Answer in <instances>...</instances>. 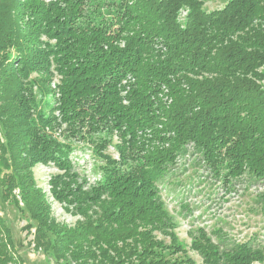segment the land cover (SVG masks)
I'll return each instance as SVG.
<instances>
[{
    "label": "trees",
    "instance_id": "16d2710c",
    "mask_svg": "<svg viewBox=\"0 0 264 264\" xmlns=\"http://www.w3.org/2000/svg\"><path fill=\"white\" fill-rule=\"evenodd\" d=\"M205 1L0 0V196L11 202L19 187L16 206L36 222L30 241L49 260L195 264L156 235L168 231L158 180L189 144L226 177L264 184V0L214 10ZM62 125L121 138L89 191L55 136ZM38 164L62 171L51 176L61 184L54 195L83 220L56 221ZM92 203L97 216L87 214ZM192 248L205 264L264 260L248 242L224 250L205 232ZM0 264H25L1 212Z\"/></svg>",
    "mask_w": 264,
    "mask_h": 264
},
{
    "label": "rangeland",
    "instance_id": "374dc122",
    "mask_svg": "<svg viewBox=\"0 0 264 264\" xmlns=\"http://www.w3.org/2000/svg\"><path fill=\"white\" fill-rule=\"evenodd\" d=\"M226 2L206 0L204 6L214 10L222 8ZM185 13L182 11L181 17ZM56 81L57 78L54 79ZM55 136L71 147L73 167L70 172L87 191L102 176L104 155L115 158L119 156L121 138L116 131H83L81 134L69 132L62 125ZM225 171L214 168L205 160L203 152L189 144L158 180V194L168 215V225L164 230L168 231L157 232L156 235L165 244L172 241L180 244L195 264H205L201 254L192 248L193 240L201 232H205L220 249L229 250L238 243L248 242L254 250H261L264 254V184L249 173L233 178L226 177ZM5 172L9 170L3 169L2 173ZM61 172L51 164L33 166V176L38 187L48 197L52 216L59 223L74 226L84 219L82 210L75 203L69 204L57 198L53 190L56 191L61 184L54 182L53 188L50 181L52 175ZM19 191V187L15 189L11 202L0 196V212L11 226L19 254L25 264H56L30 241L35 235V228L31 224L34 226L36 222L25 208L19 210L23 206ZM100 213L98 205L92 203L89 206L88 216ZM181 255L182 252H171L172 257ZM251 264H264V260L253 261Z\"/></svg>",
    "mask_w": 264,
    "mask_h": 264
}]
</instances>
